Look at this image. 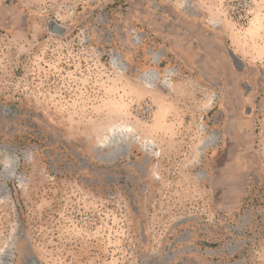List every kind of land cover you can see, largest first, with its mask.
<instances>
[{
    "label": "rangeland",
    "instance_id": "obj_1",
    "mask_svg": "<svg viewBox=\"0 0 264 264\" xmlns=\"http://www.w3.org/2000/svg\"><path fill=\"white\" fill-rule=\"evenodd\" d=\"M33 259L264 264V0H0V264Z\"/></svg>",
    "mask_w": 264,
    "mask_h": 264
},
{
    "label": "water",
    "instance_id": "obj_2",
    "mask_svg": "<svg viewBox=\"0 0 264 264\" xmlns=\"http://www.w3.org/2000/svg\"><path fill=\"white\" fill-rule=\"evenodd\" d=\"M70 27L61 26L60 24H57L54 20H48L47 24V31L55 34L57 36H66L69 32ZM205 35L208 39L215 40L219 46L224 50L225 55L228 59V62L231 66V69L233 70L234 74L237 76V88L242 91V98L245 102V107L250 106L249 96L253 93V85L251 84V81L249 77L246 75V65L244 62L237 57L235 52L231 50L228 45L227 41L225 40V37L221 33L211 32V31H205ZM252 109V108H251ZM252 110L249 112L247 110L246 112V118H251ZM28 264H40L36 259L31 260Z\"/></svg>",
    "mask_w": 264,
    "mask_h": 264
}]
</instances>
